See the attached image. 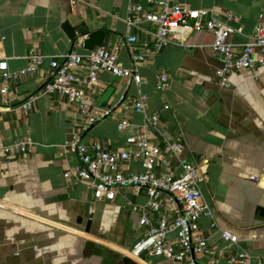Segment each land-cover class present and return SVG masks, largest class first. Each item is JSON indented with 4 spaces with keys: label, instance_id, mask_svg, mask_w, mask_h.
<instances>
[{
    "label": "crops",
    "instance_id": "crops-1",
    "mask_svg": "<svg viewBox=\"0 0 264 264\" xmlns=\"http://www.w3.org/2000/svg\"><path fill=\"white\" fill-rule=\"evenodd\" d=\"M139 1L152 9L145 0H0V54L8 70L17 72L26 66L30 46L46 56L34 74L8 82L16 99L9 95L10 102L4 103L0 94V148L18 139L34 142L26 154L5 155L0 149V264H178L158 256L129 255L144 230L138 224L140 215H151L143 191L125 189L114 201L101 202L85 183L63 175L78 161L63 146L73 133L116 151L128 150L124 139L137 128L161 147L182 142L183 150L171 159L176 169L186 161L207 160L201 189L218 226L211 228L208 218L199 220L200 233L211 249L210 255L198 257L199 264H208L211 257L219 259L217 264H227L226 255L239 250L251 256V264H264V216L260 214V207L264 208V65L233 72L228 85L220 86L213 34L191 29L193 20L187 19L172 43L139 64L140 84L99 72L94 93L83 85L90 104L113 107L111 116L88 128L73 103L59 95L40 94L48 58L67 52L75 40L63 29L65 21L104 31L101 45L115 52L121 64L131 66L122 37L128 7ZM170 1L187 9H206L217 19L231 13L228 39L237 45L249 41L259 20L264 21V0ZM137 26L132 32L139 40L153 39L156 24L139 19ZM76 50L88 49L81 45ZM78 72L85 75L83 69ZM161 73L168 78L163 89L157 80ZM107 89L109 96L102 101ZM139 92L147 96L144 112L133 111ZM30 95L36 97L25 112L18 103ZM152 114L158 116L155 126L147 124L146 117ZM121 118L132 124L123 131L117 128ZM163 212L174 216L171 205ZM219 228L236 234L237 243L226 246Z\"/></svg>",
    "mask_w": 264,
    "mask_h": 264
},
{
    "label": "built area",
    "instance_id": "built-area-1",
    "mask_svg": "<svg viewBox=\"0 0 264 264\" xmlns=\"http://www.w3.org/2000/svg\"><path fill=\"white\" fill-rule=\"evenodd\" d=\"M148 9L139 1L128 7L125 18L126 33L123 43L127 47L131 66H124L112 50L103 45L95 46L79 53L76 48L82 45V39H75L72 47L65 53L48 58V75L43 81L40 94L59 95L69 103H73L83 117V126L88 128L94 123L113 114V107L97 108L90 104L83 90L86 84L94 93L99 72H107L124 79L127 83H141L138 73L140 63L152 60L158 50L173 42L177 30L191 19L189 25L194 30H205L213 34L211 47L220 61L217 79L220 86H227L233 72L245 69H256L264 65V21L261 19L254 28L250 40L242 44L229 41L232 31L230 22L234 19L229 12L223 19L210 15L208 10H192L183 8L170 0H145ZM208 18H204L205 16ZM139 19L157 25L151 41H142L132 32L138 27ZM26 66L17 72L8 70L7 61L0 54V94L4 103L10 102L9 95L16 99L10 91L8 82L34 74L46 61V56L30 46L26 53ZM83 69L85 75L78 71ZM158 87L165 88L168 78L165 74L157 75ZM35 95L28 96L18 103V108L27 112L32 107ZM146 94L139 92L133 103L135 112H144ZM147 124L155 126L158 116L146 117ZM132 125L127 118H121L117 124L119 131ZM124 143L128 150L109 151L98 140H83L79 133H73L64 142L65 151L77 157V164L63 173L67 179L85 183L92 197L101 202L114 201L123 195L125 189L134 193L143 191L147 196V205L151 215L142 213L138 224L144 227L142 234L129 249L132 258L146 256L162 257L178 264H199L198 257L210 255L211 249L207 238L200 233L201 218L210 219L209 226L218 225L213 217L210 205L203 199L201 184L206 177L204 165L207 160H191L180 164L178 169L172 165V157H177L183 150L181 141L166 142L162 147L149 141L144 130L137 128L135 133L127 135ZM34 142L31 139H18L9 145H1L5 155L26 154L32 151ZM135 166V169H131ZM127 203L133 210L137 206ZM166 205H171L174 216L164 213ZM220 238L226 246L235 245L238 241L232 231L220 229ZM173 233V237L169 234ZM218 258L211 257L208 264H217ZM227 264H251V256L244 250L229 253L225 257ZM255 264H261L256 262Z\"/></svg>",
    "mask_w": 264,
    "mask_h": 264
},
{
    "label": "water",
    "instance_id": "water-1",
    "mask_svg": "<svg viewBox=\"0 0 264 264\" xmlns=\"http://www.w3.org/2000/svg\"><path fill=\"white\" fill-rule=\"evenodd\" d=\"M62 27L71 38L76 39L77 35L85 36L82 39V46L86 49H92L95 46L101 45L105 35V32L102 30L89 31L85 26H71L68 21H65ZM109 93L110 89H107L102 95L101 100H106ZM260 211V214L264 216V208L260 207Z\"/></svg>",
    "mask_w": 264,
    "mask_h": 264
}]
</instances>
